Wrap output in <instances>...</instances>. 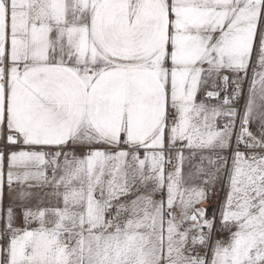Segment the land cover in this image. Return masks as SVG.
Wrapping results in <instances>:
<instances>
[{
	"label": "snow or ice",
	"instance_id": "1",
	"mask_svg": "<svg viewBox=\"0 0 264 264\" xmlns=\"http://www.w3.org/2000/svg\"><path fill=\"white\" fill-rule=\"evenodd\" d=\"M0 264H264V0H0Z\"/></svg>",
	"mask_w": 264,
	"mask_h": 264
},
{
	"label": "crops",
	"instance_id": "2",
	"mask_svg": "<svg viewBox=\"0 0 264 264\" xmlns=\"http://www.w3.org/2000/svg\"><path fill=\"white\" fill-rule=\"evenodd\" d=\"M19 223V222H18Z\"/></svg>",
	"mask_w": 264,
	"mask_h": 264
}]
</instances>
